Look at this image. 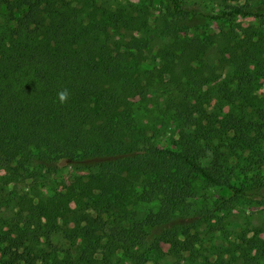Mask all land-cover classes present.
<instances>
[{
  "label": "trees",
  "instance_id": "16d2710c",
  "mask_svg": "<svg viewBox=\"0 0 264 264\" xmlns=\"http://www.w3.org/2000/svg\"><path fill=\"white\" fill-rule=\"evenodd\" d=\"M144 1L165 5L153 23ZM213 1L210 14L180 0H0V172H73L62 194L15 199L0 264H264V231L230 241L224 224L253 195L243 175L264 165V8ZM250 16L259 27L232 25ZM213 23L225 28L197 34ZM151 31L171 41L157 79L141 70ZM158 81L175 91L176 150L136 117ZM200 185L228 196L197 207ZM7 202L0 189V212ZM201 223L226 238L214 260L197 256Z\"/></svg>",
  "mask_w": 264,
  "mask_h": 264
},
{
  "label": "rangeland",
  "instance_id": "374dc122",
  "mask_svg": "<svg viewBox=\"0 0 264 264\" xmlns=\"http://www.w3.org/2000/svg\"><path fill=\"white\" fill-rule=\"evenodd\" d=\"M125 2L139 3L140 0H121ZM187 6H192L195 9L202 10L207 13H213L220 9L218 4L213 0H180ZM145 6L148 7L150 13V23L155 22L156 17H159L165 9L164 3L160 1H144ZM228 5H244L250 8H264V0H227ZM161 13V14H160ZM158 24V23H157ZM229 24H227L228 26ZM233 26L240 29H246L250 27H259L260 20L255 17H237L232 22ZM225 26L221 23L207 24V26L199 28L198 35L203 32L218 31ZM179 30L183 33L191 34L193 31L186 29L182 25H179ZM149 40V49L144 53L146 60L141 64V70L147 76L155 77L157 79L158 74L161 73L159 67V61L157 52L162 49L165 44L171 43L170 40L158 37L152 31L147 34ZM219 73V72H218ZM170 92H174L173 87L165 86L161 81L155 83L152 87L151 94L146 100L138 102L135 106V113L137 119H140L142 123L148 126L149 135L152 136L155 145L160 149H177V140L179 138L178 131L173 122L169 118V114L166 113V97ZM256 95L259 98H264V81L261 87L256 91ZM257 121V118L254 119ZM261 151L264 153V141L261 143ZM248 152L244 153V156H248ZM256 158V157H254ZM73 172L70 168H63L58 171H52L44 165H40L34 161L28 168V172L21 176L14 177L12 174L0 172V189L3 192L6 200V205L0 212V220L3 223L7 222L13 217L17 211L15 205V199L22 193H27L37 188L44 196H55L56 194H62L65 186L72 178ZM245 186H250L253 189V195L245 200H239L232 204L233 209L231 214L226 217L224 222L226 231L232 234L229 238L230 241L234 240V234H239L242 230L247 231V236L251 237L255 231H264V165L255 166L251 171H247L243 175L241 181ZM220 196L227 197L220 188L208 187L200 185L198 188V199H196L197 207L202 206V202H207L208 205L212 201L217 200ZM54 214L59 217L62 216V211L54 209ZM221 216V214H220ZM0 225L5 226V224ZM6 230V227H2ZM200 245L197 247V256L209 258L214 260L216 258L215 246L219 244L226 245L227 241L225 237L219 235V233L212 235H205L207 231V225L201 223L200 226ZM205 232V233H204ZM264 238V233L259 234ZM166 250L167 246H163ZM264 263V262H262Z\"/></svg>",
  "mask_w": 264,
  "mask_h": 264
},
{
  "label": "clouds",
  "instance_id": "9594fccd",
  "mask_svg": "<svg viewBox=\"0 0 264 264\" xmlns=\"http://www.w3.org/2000/svg\"><path fill=\"white\" fill-rule=\"evenodd\" d=\"M69 97L70 92L68 91V89H62L57 93V100L61 105L67 103Z\"/></svg>",
  "mask_w": 264,
  "mask_h": 264
}]
</instances>
